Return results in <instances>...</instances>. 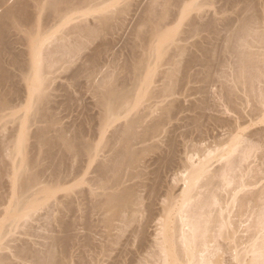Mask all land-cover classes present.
Masks as SVG:
<instances>
[{
  "label": "bare ground",
  "instance_id": "obj_1",
  "mask_svg": "<svg viewBox=\"0 0 264 264\" xmlns=\"http://www.w3.org/2000/svg\"><path fill=\"white\" fill-rule=\"evenodd\" d=\"M107 1L109 0H0V42L7 44L11 35H17L18 40L21 37L20 42L27 45L26 50L13 51L15 55L8 60L4 57L5 50H0V77L8 80L10 75L7 65H12L20 68L26 83L35 80L46 86L49 74H56L64 65L68 63L69 67V63L73 62L76 52L73 54L71 51H74V45L77 49L84 48L81 47V37L84 36L85 41L86 36L89 38L99 34V28L94 30L85 24L83 28L82 25L71 27V22L82 17L81 9L84 5L92 4L96 7ZM176 2L177 0H165V5L162 4L164 10L162 9L161 16L158 14L159 17L165 20ZM240 3L242 5L235 12V17L227 16L221 21L213 18L202 25L212 27L207 43L199 44L202 56L190 54L184 65H181L178 57L185 53L186 46L178 42V36L167 38L156 45L155 37L168 33L165 27L147 26L146 30L141 31L142 34L137 33L140 42L136 39V45H132L135 46L132 61L123 67L113 68L109 79L94 86L97 104L101 108L97 130H81V136L77 134L74 138H67L60 131L53 137L51 130L62 129L57 126L55 114L42 101L44 97L47 98L48 93L41 86L30 88V115L43 109L33 133L37 143L48 145V149L43 160H39L37 156L31 159V163L34 160V165L39 163L38 167L34 166L36 168L30 162L27 165L29 167L22 170L17 169L18 164L15 165L17 172L12 183L15 197L11 210L13 215L11 213L9 221L0 224V251L5 247L2 242L5 235L28 223L39 209L48 208L43 215L46 222L55 219L52 201L47 199L45 204L35 201L41 198L45 187L52 181L50 177L58 176L59 180L60 176L69 175L68 168L64 170L69 162L68 156L76 155L81 157V184L84 185L81 186V221L84 220L83 226L90 233L95 231L94 234H100V255L96 252L99 256L109 255L113 251L114 256L116 251L119 257L122 256L118 261V257L115 259L118 264L123 256L131 253L126 246L140 238L141 248H138V243L139 250H135L137 253L133 255L145 264H264V0H240ZM46 6L49 7L48 20L53 22L49 30L62 23L50 35H44L41 22L36 19ZM153 8H148L143 16H146L145 23L149 26H153L152 23L155 22L151 19L152 16L155 17L161 10ZM110 11L112 10H107ZM157 17L156 15L155 18ZM34 20L38 30L32 25ZM102 24L107 32L112 31L109 19L103 20ZM197 24L198 22L191 20L188 28L190 33H186L188 36L200 30ZM220 28L225 32L222 48L213 42ZM72 45L73 48H70ZM7 52L11 53L12 50ZM101 53L103 50L100 48L94 49L86 59L90 65L81 62L83 64L78 65L71 78L78 80L85 74L89 78L94 76ZM155 63L158 64L157 67L152 66ZM165 64L169 67L159 71V65ZM196 66L199 69H195ZM156 74L161 75V86H155L153 77ZM196 81L206 82L208 85L204 83L203 86L191 87L190 84ZM216 82L222 87L217 88L218 93L215 92L219 101H216L217 96L213 92V100L216 102L211 103V100H207L208 92ZM5 86L0 84V119L9 102V91ZM186 87L189 90L195 89L202 96L199 95L200 98H196L197 101H193L189 108H181L175 104V95L181 90L185 91ZM166 97H170L168 101ZM154 98L164 99L158 100V103L162 102L156 107L159 111L154 107L153 110L151 105L145 106L153 112L152 116L155 114L150 121H146L142 106ZM184 108L194 112L190 115L184 110L189 113L188 117H183L188 120L182 118V121H188L184 127L188 130H179L185 122L182 126H175L178 130L165 129L167 122L173 121L178 111L181 112ZM133 110L135 114L130 115L129 112ZM210 110L229 111L234 113L232 117L236 116L228 120L227 115L225 121L224 118L220 120L219 117H212L213 120L217 118L221 121L217 120L216 125L229 124L227 133L222 130L226 135L218 130L221 135L216 134L220 135L216 137L211 134V130H206L209 127L208 119L204 120V117L212 116V113L208 114ZM156 112L159 113L156 115ZM123 114H126V121L114 130H108ZM244 116L252 121L251 124L254 122L252 127L249 126L252 129L245 128L250 122L247 120L243 130V119H246ZM13 117L16 118V115ZM43 122L45 124H41ZM255 124L259 126L254 128ZM206 134L213 135L212 142L218 139L219 143L210 142L215 147L212 144L205 147L202 144L204 136L201 139L200 136ZM222 135L225 138L221 139ZM197 136V140L202 142L196 140ZM97 139L100 141H96ZM18 140L21 141L20 137ZM207 141H211V138ZM243 142L249 145L245 143L247 146L244 147ZM200 143L204 147H199ZM7 175H10L9 171H0V185ZM67 205L72 208L71 203ZM143 217L146 218L142 223ZM243 218L244 222L248 224L250 221V224L243 225ZM63 219L65 221L64 217ZM133 223L138 224L134 226ZM62 225H65L63 229L66 234L48 233V244L28 251L21 249L19 256L27 253L36 260L31 261L33 264H69L65 258L59 257L58 251L61 246L65 250L69 248L73 238L71 230L75 224L66 220ZM130 226L133 229L129 230L131 232L127 233V237L134 236L136 240L133 238L127 241L129 238L126 239L123 234ZM243 226L249 232L248 235L245 234L246 237L241 235L242 230L245 233ZM151 227L154 231L149 234ZM85 229L84 233L87 232ZM122 235L126 237L125 244ZM93 239L97 241V238ZM93 239L89 235L86 244L84 239L82 246H86L85 250L93 248L90 247ZM133 244L134 242L130 246L135 245ZM99 256L95 258L100 259ZM131 256L128 257L131 259ZM92 258L90 259L93 260ZM96 259L95 262L99 263L100 260ZM1 263L17 264L0 252Z\"/></svg>",
  "mask_w": 264,
  "mask_h": 264
},
{
  "label": "rangeland",
  "instance_id": "obj_2",
  "mask_svg": "<svg viewBox=\"0 0 264 264\" xmlns=\"http://www.w3.org/2000/svg\"><path fill=\"white\" fill-rule=\"evenodd\" d=\"M163 1L165 2V0H109L105 3H103L102 5L96 6V7L92 6V4L84 5V7H82V9H81L82 17H78L74 21H72L70 26L75 27V26H81L82 25V28H83L87 25V26H89L88 28H91V29L93 28L94 30H98V28H99L100 29L99 34L98 35L96 34L95 36H91L89 38H88V36H86L85 39L87 38L86 40L88 42L86 40H85L86 42L84 41V39H83L84 36L81 37L82 40L84 41L83 42L81 40L82 41L81 47L83 46L84 48L83 49L82 48L77 49V46L74 45L75 49H72L74 51H71L73 54H74V52H76V55L72 54L74 56V58L72 59L73 62L69 63V67L67 66L68 63L66 65H64V67H63L64 69L62 68V69H60V71L58 70L56 72V74H49L48 80L46 81V86L40 85V83L38 81H35V80L34 81L30 80L33 82V84H32V82H29V81L26 83L27 80L24 81L20 68H18L17 66L14 67L12 65H7L8 66L7 69L9 70V75H10L8 80L5 81L4 78L2 79L0 77V84L6 85L4 88L9 91L8 107H6L4 109V116L0 119V171L1 170H3V171L7 170L10 172V175L4 176L2 181H1V185H0V224L3 222L9 221V219L13 215L11 210H12V204H13V201L15 200V197H14V193L12 191V190H14L13 189L14 186L12 187V183L16 179V172H17L16 170L17 169L22 170L25 167H29V166H27L29 162L32 166V163L34 160H32V163H31V159L35 158V156H37L39 158V160L42 158L44 159L46 157V153H47V149H48V145L37 143V139L35 138L34 133H33L35 131L34 129L36 128V122L38 121V119L43 114V112H42L43 109L41 111H38L37 113L30 115L31 111L29 109V106L32 103V98H31L32 96L30 95L31 94L30 88H32V86H34V87L41 86L40 88H43L44 91L46 93H48L47 98H49V99L44 97V100H42V101L45 102V104L55 114V116L57 117V126L62 129V130H51L50 134L53 135V137L57 136L60 131H62L67 138H74V136L77 134H79L78 136H81V130H97L98 126H96V125L97 124L99 125L98 120L100 118L99 113H101L100 112L101 108H99L100 106L97 104L98 97H97V94L95 93L94 86L98 85V84H102L101 82L103 80L109 79L111 77V71L113 68H116V67L120 68L121 66L123 67L124 65L127 64V62L132 61L133 56H134L133 50L135 47V46L133 47L132 45H134V43L136 45L137 41L139 40V38H137L138 34L139 33L142 34L141 31L143 32L144 30H146L147 26L151 27V28L165 27V29L168 31V33L167 34L163 33L161 35H158V37L156 36L155 37L156 45H157V43L161 44L162 42L166 41L167 38L170 39V37L178 36V42H180L181 44L186 46L185 53L178 57V60H179V62H181V65H184L186 63L187 59L190 57V54L195 53V54H198L199 57L202 56V55H200L201 52L199 50V44L205 45L207 43L208 37H209V32L211 31V28H212L210 26L202 27V25L204 23L211 21L213 18L221 21L227 16H234L235 17V12L239 9L238 7H241V5H242L240 3V0H177L175 5L172 6V11L168 15V17L165 20H163L162 17L161 18L159 17V15L160 16L162 15L160 13L164 10L163 5H165V3ZM158 4H160V5H158ZM159 6H162V8ZM150 7L151 8L155 7V8H157L156 10H159V8L161 9L160 12L157 11L158 12L156 14L158 16L157 18H155L156 15H155V17L153 15L151 18L155 21L154 24L152 23L153 26L146 25L145 20L147 18H146V16H145L146 19L143 17L144 13L146 15V11L148 10V8L150 9ZM48 9H49V7L46 6L44 8V10L41 11L36 17V19L38 18V20L41 22L40 26L45 31L44 35H48V34L50 35L51 33H54L56 31L55 29H57L58 25L60 26V23H61L60 22L59 24L55 25L52 29L49 30V28H50L49 26L53 22H50L48 20ZM108 9H111L112 11L107 12ZM0 12H2V9L0 10ZM89 12H91L93 14H87ZM105 19H109V21L111 22V24L113 26V29L110 32H107V30L105 28H103L102 22ZM143 19H144V22H143ZM82 20H83V22H82ZM191 20H195L196 22H198L197 25L200 27V30L198 32H192L191 35L189 34V36H188V34H186V33H190L188 28H189ZM34 23L36 24V20H34L32 22L33 26H35ZM236 23H237V25L239 24L238 22H235V24ZM84 24H85V26H84ZM32 25L30 26V29L33 28ZM61 25H62V23H61ZM219 27H221V24L219 25ZM34 28H36V26ZM95 28H97V29H95ZM151 28H148V29H151ZM36 29L38 30V28H36ZM36 29H35V31H37ZM224 33L225 32L222 30V28H220L219 33H217V36H216V34L214 36V38L215 37L216 38H215V40H213V42H215V44L219 45L220 48H222V45H223L222 39H224V35H225ZM184 34H185V36H183ZM182 36H183V38L181 39ZM184 37H186V38H184ZM0 39H1V37H0ZM136 39H137V41H136ZM20 40H22L21 37H20ZM20 40H18L17 35H11L10 41H8L7 44L4 42L3 43L0 42V43H2V44H0V50H2L3 52L5 50L6 53H4L5 54L4 57L6 60L11 58L13 55H15V53L13 51L20 52V51L26 50L25 48L27 45L24 46L20 42ZM10 42H11V44H10ZM139 42H140V40H139ZM82 43H84V44L87 43V44H85V46H84V44L82 45ZM9 45H11V46H9ZM9 47H12V49H10ZM131 47H133L132 50H131ZM70 48H73V45ZM70 48L68 49L69 51L71 50ZM96 48H100L101 51L103 50V53H101L102 55L99 58L100 59L99 63H98L99 66H98V70L96 71L95 75L92 76L91 78H89L85 74L84 76L78 78V80L72 79L71 75L74 72V70L78 68L79 64L81 65L84 62L87 63V60H88L90 53H92L94 51V49H96ZM8 50H12V52L11 53L7 52ZM140 50H142V48H140ZM130 56H132V57H130ZM201 59H203V58H201ZM81 62H83V63H81ZM156 63L152 64V66L154 65V67H157L158 64H156ZM87 64L90 65L89 63H87ZM159 66H158L159 71L165 70L166 68L169 67L168 64H165L162 66L159 65ZM198 67L200 68L199 65H198ZM198 67L195 69H199ZM195 69L193 68V70H195ZM180 75H183V74L181 73ZM1 79L4 81L2 82ZM153 79L155 81V86L156 85L161 86V84H163L160 74L154 75ZM199 81H202V80H199ZM204 83H206V82H204ZM204 83L196 81V82L191 83L190 86L192 85L194 88H196L199 86H203ZM217 83L218 82H216V84H214V86L211 85L209 88L210 93L208 92V94L210 97L208 96L209 99L207 97V100H211V103H213V101L216 102L218 100L217 99L218 98L217 93H218L219 89H217V88L219 87L220 83L219 84H217ZM204 85H208V84L206 83ZM219 88H222V87H219ZM187 89H188V87H186V90H185V88L183 89L185 91L181 90L180 92H178L179 94L177 93L175 95L176 100H177L175 104L180 105L181 108L182 107L189 108L190 106H192L191 103L193 101L194 102L197 101L196 98L198 99V98H200V96H202V95H200L199 92L194 91L195 89L194 90H192V89L187 90ZM191 91H193V92L191 93ZM213 92H214V96L215 97L217 96L216 101L213 100V99H215L212 96ZM215 92H217V93H215ZM169 98L170 97H166L165 99L167 100ZM152 99L146 101L144 103L145 105L142 106V110H144V112H145L146 121H150L151 118L155 114H153V116H152L153 112H151L148 107L146 109L145 106L151 105L152 109H153V107L154 108L159 107V104H161L162 102L158 103V100L162 101V99H164V98H162V99H160V98L155 99L154 98V100H157V102H155ZM179 99H181V100H179ZM152 101H154V102H152ZM184 101H185V103H184ZM208 102L210 103V101H208ZM178 103H180V104H178ZM181 105H183V106H181ZM185 108L181 109V112L178 111L179 113L176 112L177 117L175 116L176 117L174 119L175 121L171 120V121H169L170 123L167 122L165 129L167 128V130H172V129L176 128V130H178V128L175 126H178V127L182 126L183 123L185 122V120L182 121L183 119L188 120V118H183V117L184 116L188 117L189 113H190V115H192L194 112L191 113L190 110H187ZM156 110H157V108H156ZM184 110H187L189 113L187 111H184ZM134 111L135 110L129 112L130 115L135 114ZM157 111H159V109ZM216 112H218L219 114H217ZM228 112L229 111L224 112V110H223V112H219V110L218 111L215 110V112H213V110H212V112H211V110H210L208 114L212 113V114H210V116L211 115L212 116L209 118L207 116L204 117V120H205V118H206V120L208 119L207 124L209 127L206 130H211V134H214V135L219 134V133L221 135L222 130L223 131H226L227 129L229 130L230 129L229 124L227 125L226 123H224V125H227V126H223V123H221L222 125H220V123H219V122H221L220 121L221 118L222 119L224 118V121H225L227 119L226 118L227 115L229 117L228 120L233 116L232 114H234V113L231 114L229 112V114H230L229 115ZM158 113L156 112V115ZM14 114L16 115V118L13 117V116H15ZM186 114H187V116H186ZM213 116L219 117L220 120L217 118H215V120H213V118H212ZM232 118L234 119V118H236V116L232 117ZM209 119H211L213 121L210 120L211 121L210 122ZM217 120L219 121L218 122L219 124H217L218 126L216 125ZM243 120H244V123H243V125H244L243 130H244V127H245V124L247 123V120L248 121H250V120H249V118H246ZM125 121H126V114H123L122 116L117 118V120L113 123V125L108 128V130H114L116 126L123 124ZM214 121H215V123H212ZM187 122L188 121H186L184 123L185 125H183L181 128L179 127V130H188V128H184L186 126ZM248 123H249V125L247 124L248 126H246L245 128L250 130V129H252L250 127H252L254 122H253V124H251L252 121H250ZM41 124H45V123L43 122ZM256 125L257 124L254 125V128L256 127ZM258 126H259V124L257 125V127ZM169 128H171V129H169ZM212 130H215L216 132L218 130H221V131H218V133H214ZM223 131H222V133H223ZM226 133H227V131H226ZM211 134L210 135L206 134L207 136L206 135L200 136V139L204 136L203 142L201 140H199V141L197 140V139H199V136H197L198 138H196V137L195 138L198 142L201 141L202 144L204 143L205 147L210 146L212 143L218 144L219 143L218 139H217L218 142L216 141V139H214V142H212L213 141L212 140L213 135H211ZM223 134L226 135L225 132ZM224 135H222V136H224ZM208 136H209V139L211 138V141H207V140H209ZM219 136L216 135V137H219ZM222 136H221V139L225 138V136L224 137H222ZM19 137H20L21 141L18 140ZM98 140L100 141V139H97L96 141H98ZM243 141H245V140H243ZM210 142H212V143H210ZM246 142H248V140H246ZM246 142H243L244 147L249 145ZM248 143H250V142H248ZM194 144H195V141H194ZM202 144H201V146L199 145V147H202L203 146ZM196 145H197V143H196ZM212 146L215 147L213 144H212ZM209 148L212 149V147H209ZM213 150H214V148H213ZM213 154H215V152ZM68 159H69L68 160L69 162L67 163L64 170H66L68 168L67 170L69 172V175L68 176H62V177L60 176L59 180L57 179L58 176L56 178L55 177L53 178V176L50 177L49 179L52 181H50V184L45 187V191L42 193L43 195L41 194L42 195L41 198L35 201V202H39V204H42V203L45 204V202L47 203V199L52 201L54 206H55V209L53 211L55 219H52L49 223H48V221L46 222V219L43 218V215H45V213H47L48 208H46V207L41 208L38 210V212H36L34 214V216L32 218L29 219L28 223H25V225L18 226L17 228L14 229L13 233H9V234L5 235V237L2 239V242L5 243V247L0 252L2 254L7 255L10 258V260H12L13 262H15L17 264H33L31 261H33L34 259L30 255H28L27 253H21L19 256L21 249L28 251V250L33 249V248L37 249V248L44 247L45 246L44 244L49 243L48 240H50V239L49 238L47 239L46 235H48L47 237H49L50 233L55 234V235H57L58 233H60L59 235L66 234V233H64L66 231L63 229V226L65 228V225H62V224H64V222L66 220H67V222L71 221V223L75 224L73 229L71 230V234H72L73 238H72L71 244L69 245V248L67 250H65L64 247L61 246V247H59L58 253H59V257L65 258L69 264H82V262H83V264H86L84 261H86L87 264H96V263L97 264H113V262H114V264H117L116 262L119 260V258L122 257V256L119 257V255H117L118 252H116V251H115V254L117 256H115V254H114L115 257L112 254V253H114V251L110 253L112 255V257L110 254L109 255L108 254L107 255L101 254L102 256H99L100 254H99V247L98 246H100V242H99L100 241L99 239L101 238L100 234L99 233L94 234L93 232H95V231L90 233L88 230H86L84 228L85 226H83L84 220L81 221V219H82L81 209H80V207H81L80 206V204H81V189H82L81 186H84L83 184H81V157H77L76 155H71V156H68ZM44 161L48 162L46 160H44ZM37 163L35 165L33 163V167L34 166L38 167L37 165H39V163L38 164ZM16 164H18L17 169H15ZM218 165H219V163H218ZM40 166H39V168H41ZM36 167H34V168H36ZM54 179H57V180H54ZM64 203H65V205H63ZM67 203H69V204L71 203L72 208L70 205H69L70 206L69 207L67 205ZM65 206L68 208H66ZM78 207H79V209H77ZM11 213H12V215H11ZM62 215H64V216H62ZM61 216L65 218V221H64V219L62 220ZM144 216H146V215H144ZM145 218L144 217H143V219L141 218L143 220L142 223L145 221ZM58 219H60L61 221H58ZM94 219H96V216L94 217ZM245 219H247V218L245 217ZM245 219L243 218V222ZM62 221H63V223L61 224ZM72 221H74L75 223ZM81 222H83V223L81 224ZM249 222H248V224H250ZM133 224H134V226H136L138 223H136V225H135V223H133ZM248 224L246 223V221L243 223V225H248ZM131 226L134 227L133 225H131ZM131 226H130V228L128 227V231L125 232L126 234L125 233L123 234V232H121V233L127 237V233L131 232V231H129L132 228ZM82 227H83V230H82ZM245 228L246 227H244V226L242 228V229H244L245 233H243V230L241 232V235H243V237H246L249 234L248 231L246 232ZM84 229L87 231L86 232L87 234L84 233L85 232ZM149 229H150V231H149L150 233L149 232L148 233L151 234L154 231V229H153V227H151ZM83 233H84V235H83ZM96 233H97V231H96ZM91 234L92 235L94 234V236H92ZM245 234H247V235L245 236ZM87 235L88 236L90 235L92 239H93V237L97 238L96 242L93 239V242H95V243L92 242L91 245H93V246L90 245V247H93V248L95 245V246H97L96 248H94V249L91 248V250H90V248L88 247L89 249L87 248V250H85L86 246H82V244L84 243V241L88 237ZM82 237H83V239H82ZM126 237H124V239H122V241H124ZM133 238L135 239L136 237L131 236V237H127L126 239H128L127 241H129L130 239L133 240ZM137 240L138 241H134V240L131 241L130 244L132 245V242H134V244H135V245L133 244L134 246H130V244L128 246H126V248L128 247L127 248L128 251L131 252V253H129L130 255L128 254V256L132 255L131 256L132 260L128 256H123V259H121L118 262V264H136L135 262H137V261H138L137 264L142 263V262H139V259L134 256L135 255L134 253H137L136 251L139 250L138 248H141L140 238H138ZM98 242H99V244H98ZM125 242L126 241H124V243L123 242L122 243L125 244ZM86 243H87V240L85 241L84 244H86ZM138 243H139L140 247H138ZM126 244H128V243H126ZM130 249L131 250L133 249V250L131 251ZM96 250H98V251H96ZM93 252H94V255H93ZM91 255L93 258L91 257ZM96 255H98L101 258L96 259L95 257H98ZM104 255H106V256H104ZM81 256H83V257H81ZM117 257H118V259H117ZM90 258H92L94 261L91 260ZM82 259H84V260H82ZM95 259H96V261L100 260L99 263L95 262ZM115 259H117V261H115ZM35 261L36 260H34V262ZM133 261H134V263H133ZM1 264H3V263H1ZM142 264H145V263H142Z\"/></svg>",
  "mask_w": 264,
  "mask_h": 264
}]
</instances>
